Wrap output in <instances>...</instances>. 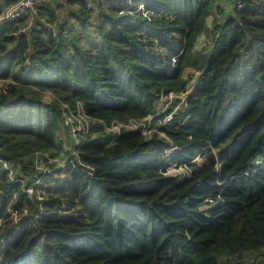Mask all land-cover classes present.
Returning a JSON list of instances; mask_svg holds the SVG:
<instances>
[{
  "label": "trees",
  "instance_id": "obj_1",
  "mask_svg": "<svg viewBox=\"0 0 264 264\" xmlns=\"http://www.w3.org/2000/svg\"><path fill=\"white\" fill-rule=\"evenodd\" d=\"M71 1L80 7L58 30L38 17L19 31L27 14L0 24V68L19 82L0 94V158L26 171L36 151L62 150L61 106L44 91L106 122L155 113L163 89L188 94L187 119L162 127L180 163L250 132L178 181L160 171L158 134L94 124L80 147L94 173L56 168L42 184L66 176L72 214L62 198L29 196L0 162V264H244L246 251L264 248V0L239 10L233 0H110L94 27L95 6ZM46 4L42 18L55 15ZM206 31L209 52L197 48Z\"/></svg>",
  "mask_w": 264,
  "mask_h": 264
},
{
  "label": "built area",
  "instance_id": "obj_2",
  "mask_svg": "<svg viewBox=\"0 0 264 264\" xmlns=\"http://www.w3.org/2000/svg\"><path fill=\"white\" fill-rule=\"evenodd\" d=\"M36 0H17L13 5L0 14V24L5 21H14L19 19L25 14L36 15L42 19L46 24L54 26L46 22L44 18L40 16L41 10L35 4ZM88 9L95 6V3L99 0H83ZM234 7L239 10L245 7V0H233ZM258 1V0H253ZM26 27L20 28L19 31L27 32ZM24 53L25 65L31 66L30 56ZM12 83H19L13 76H7L0 68V94H7L8 87ZM51 94V99L59 101L62 110V124L67 128L70 135V143L63 145L62 150L56 154H52L47 150L36 151L33 164L28 170L23 171L18 163H13L8 159L0 158L2 168L6 171L9 179L14 182L21 183V189L29 196L33 197L36 194L40 199L41 191L44 188L42 185L47 177H49L53 170L56 168H65L70 166L74 169H81L92 175L94 168L83 163L80 159V147L83 144L84 139L88 134L92 132V126L94 124H101L106 132L112 134H119L124 129L140 130L142 134L150 136L154 133L158 134L166 141L164 148V161L160 168V171L164 175L172 176L178 181L190 178L194 175L195 171L204 167V164L200 163V155L204 150L211 148L213 151L216 149L209 145L201 149L190 160L180 163L174 159L175 153L180 147L172 140V138L166 133L162 127H172L176 122H183L188 117V94L178 91L166 92L164 89L160 93V100L158 104V110L155 113L148 114L145 117L137 118L130 116L127 119L114 118L109 122H106L102 118L89 115L80 100H77L74 104L59 99L50 91H44ZM216 155V154H215ZM217 157V155H216ZM255 164H260V159L253 160ZM221 163L217 161L216 167L219 169ZM247 173V172H245ZM45 200V199H44ZM217 200L214 198H207L206 202L210 205L214 204ZM264 264V262L260 263Z\"/></svg>",
  "mask_w": 264,
  "mask_h": 264
},
{
  "label": "rangeland",
  "instance_id": "obj_3",
  "mask_svg": "<svg viewBox=\"0 0 264 264\" xmlns=\"http://www.w3.org/2000/svg\"><path fill=\"white\" fill-rule=\"evenodd\" d=\"M100 1H101V3L98 2L97 6L95 5V7L89 11V13H90V20L89 21H91L93 23L92 24L93 26H91V27H94L96 25L94 18H96L98 15L100 5L101 4L107 5V2H109L110 0H100ZM218 1L221 5L225 6L226 2H224V0H222V1L218 0ZM49 2L53 7V11H54L55 15L52 16L49 11H45L44 19H46L47 21L49 20L50 23H52V25L54 26V28L56 30H58L60 25H62L67 20H69L73 17L71 14V11H76L80 7L79 2H74L71 0H69L68 3L61 2V0H59V3H57V0H50ZM31 15L32 14L29 13L25 16V18L21 22V25H23V27H27L28 19L31 17ZM213 45H214V40H213L212 36H209L208 31L203 32L200 39H198L197 48H200L201 50H203L205 52H209L212 49ZM179 58H180V56L176 57V59H179ZM176 67H177V65L175 62V63H173V66L169 69V74L174 72ZM159 69H165V65L159 66ZM45 100L46 101L52 100L50 93H45ZM246 129H248V128L240 130L237 134H235L231 138H229L224 144H222L220 147H218L215 151L210 150V149L204 150V152L199 157L200 163L208 164L210 153L219 155V154H222L224 150L234 148L247 135V133L250 132V130L246 131ZM67 135H69V132H68L67 128L60 121L59 122V129L57 131V137L59 140H61V139L66 140ZM64 143L65 142H63V144ZM53 179L54 180H52L46 186V188L41 191V196L43 197L41 199V202L44 199L48 200V197H47L48 195H49V197H51V199H53V198L57 199L59 197V198L63 199V200H61L63 203V205H62V211L63 212H65L67 214L79 213L78 206H77L76 202L71 198V196L68 195L69 190L67 187V177L66 176H60L58 178L56 177ZM49 200H50V198H49ZM253 252H255V254H258L261 252V250H257V251L256 250H248V251H246L248 256ZM260 255H262V254H260ZM260 255L255 256V261H254L255 264H259V262L264 260L263 256H260ZM248 259H249V257H248ZM245 260L246 259H244V263H245ZM236 261H237V258H231V260L225 259V260H223V264H228L229 262H232L235 264Z\"/></svg>",
  "mask_w": 264,
  "mask_h": 264
},
{
  "label": "crops",
  "instance_id": "obj_4",
  "mask_svg": "<svg viewBox=\"0 0 264 264\" xmlns=\"http://www.w3.org/2000/svg\"><path fill=\"white\" fill-rule=\"evenodd\" d=\"M17 0H0V14L5 12L6 10H8L12 5L13 3H15ZM50 0H36L35 1V4L37 6H43V5H47L46 3L49 2ZM69 0H61V2H64V3H68ZM222 1V0H221ZM224 2H226L225 6H230V1L228 0H224ZM50 3V2H49ZM57 3H59V0H57ZM29 14V13H28ZM42 20V19H41ZM40 19H38V16H34V15H31V17L28 19V25H27V29H33L37 26V24L41 21ZM29 33V32H28ZM63 140L64 145H66L67 143H70V135H67V139L64 140V139H61ZM262 254V255H260ZM264 248L261 250L260 253L258 254H255V252L251 253L249 256L248 254L245 252L244 253V258L243 259H246L245 260V263L244 264H255L254 261H255V256H263L264 257ZM252 255V256H251ZM249 257V259H248Z\"/></svg>",
  "mask_w": 264,
  "mask_h": 264
}]
</instances>
